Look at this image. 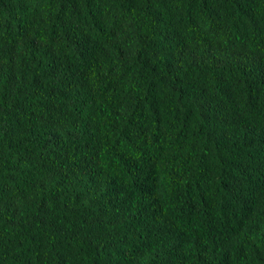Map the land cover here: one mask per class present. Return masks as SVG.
Listing matches in <instances>:
<instances>
[{"label":"trees","instance_id":"obj_1","mask_svg":"<svg viewBox=\"0 0 264 264\" xmlns=\"http://www.w3.org/2000/svg\"><path fill=\"white\" fill-rule=\"evenodd\" d=\"M0 264H264V0H0Z\"/></svg>","mask_w":264,"mask_h":264}]
</instances>
